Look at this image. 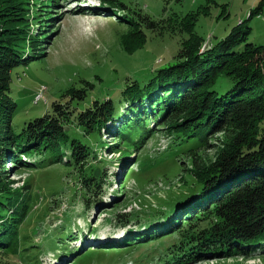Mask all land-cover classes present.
<instances>
[{"label": "trees", "instance_id": "1", "mask_svg": "<svg viewBox=\"0 0 264 264\" xmlns=\"http://www.w3.org/2000/svg\"><path fill=\"white\" fill-rule=\"evenodd\" d=\"M32 1L41 9L34 16L30 0H0L1 253H18L20 228L30 211L29 198L24 196L33 190L31 184L22 186L24 195L19 200L18 192L8 188L11 172L7 164L71 168L82 187L76 202L84 199L89 206L91 199L87 197L99 195L107 177L95 164L98 157L93 152V139L104 133L126 150L164 134L169 138V155L179 159L188 156L193 161L196 184L170 204L171 209L181 212L186 205L192 208L153 233L154 239L142 242L151 245L178 235L160 254L161 264L177 258L180 261L175 264H191L212 257L264 255V42L251 37L252 28L246 29L241 21L224 39L199 52L202 43L194 42L189 27V42L180 48L174 63L142 80L126 79L114 94L107 95L110 98L90 104L86 102L90 84L83 82V87L62 94L51 111L25 123L16 133L13 119L18 106L12 97V73L46 55L54 34V24H48L55 19L52 8L60 4L59 0ZM99 2L132 31L123 44L129 54L145 45L143 29L162 36L170 23L185 25L187 20L199 19V13H191L155 20L120 0ZM263 8L264 2L247 21L262 14ZM219 133H225L229 143L210 168L199 167L195 154L211 149L209 142ZM147 227L152 228V224ZM128 241L125 243L130 246L138 242Z\"/></svg>", "mask_w": 264, "mask_h": 264}, {"label": "rangeland", "instance_id": "2", "mask_svg": "<svg viewBox=\"0 0 264 264\" xmlns=\"http://www.w3.org/2000/svg\"><path fill=\"white\" fill-rule=\"evenodd\" d=\"M120 1L155 20L171 14L184 17L191 13H199V19L187 20L185 25L170 23L162 36L145 28V45L129 54L123 44L132 31L124 21L111 20L115 15L110 13L109 7L100 6L99 0H59L60 4L52 8L55 19L48 23L54 24V34L46 55L12 73V97L18 106L13 119L16 133L22 131L25 123L51 111L53 102L62 94L74 87H83V82L90 84L86 101L90 104L96 99L110 98L107 95L114 94L126 79L142 80L163 65L174 63L180 48L189 42L186 33L189 27L195 35L191 36L194 42L202 43L199 52L224 39L241 21H245L246 29L252 28V38L264 42V8L262 14L247 21L264 0ZM35 4L30 0L33 16L35 11L41 12ZM80 10L85 13L76 14ZM40 93H44L43 99L36 103ZM162 127L167 130V126ZM227 137L225 133L214 135L208 146L211 149L197 151L199 167L210 168L219 159L220 152L230 141ZM93 141V152L98 157L95 164L101 166L107 177L98 189L99 195L93 193L87 197L93 206L88 210L84 199L76 202L78 196H82L74 192L79 187L80 177L71 168L53 165L38 169L7 164L11 172L8 188L18 192L19 200L24 195L22 186L31 184L34 192L24 196L29 198L30 211L20 228L18 255H5L0 251V264H35L37 256L40 264H155L166 247L178 239V235H173L150 246L142 245L145 238L147 242L148 238L154 239L153 233L192 208L186 205L182 212L170 208L179 195H185L186 190L196 184L192 177V159L169 155V138L164 134L149 141L144 139L145 143H138L129 150L118 147V141L104 133ZM162 152L164 155L159 156ZM115 189L118 191L112 193ZM64 216L68 219L62 225ZM139 221L142 226L137 225ZM61 226L71 229L73 240L60 244L62 249L52 253L49 250L58 246L62 230L54 232L59 233L57 239L54 234L51 238L50 235ZM155 226L158 227L153 229ZM132 235L135 236L129 239L138 242L130 246L125 243L126 236ZM80 246L83 247L79 251ZM116 246L119 248H114ZM85 253L88 254L79 259ZM193 264H264V255L258 252L251 257H212Z\"/></svg>", "mask_w": 264, "mask_h": 264}, {"label": "bare ground", "instance_id": "3", "mask_svg": "<svg viewBox=\"0 0 264 264\" xmlns=\"http://www.w3.org/2000/svg\"><path fill=\"white\" fill-rule=\"evenodd\" d=\"M78 8V7H77ZM107 231V230H106ZM103 234H105V233H103ZM108 234V233H107ZM111 234V233H110Z\"/></svg>", "mask_w": 264, "mask_h": 264}]
</instances>
